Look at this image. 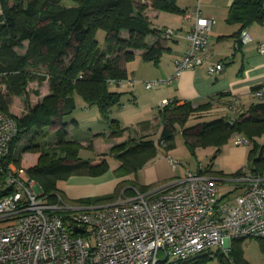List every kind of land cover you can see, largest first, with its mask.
Masks as SVG:
<instances>
[{
	"label": "trees",
	"instance_id": "trees-1",
	"mask_svg": "<svg viewBox=\"0 0 264 264\" xmlns=\"http://www.w3.org/2000/svg\"><path fill=\"white\" fill-rule=\"evenodd\" d=\"M74 1L75 5H67L62 0H0V112L11 113L15 97L26 94L24 111L15 115L18 130L10 151L0 157V197L14 190L7 184L8 165L12 161L21 163L22 155L14 151L18 142L32 129H36V135H46L47 127L56 120L60 125L52 145L47 147L49 141L40 143L32 137L23 147L24 151L39 153L37 162L27 167V173L41 185L45 195L51 200H56L57 193L66 198L57 186L59 178L73 173L97 174L109 168L108 154L99 156L100 162L94 164L92 158L81 156L80 140L69 137L63 117L76 109L75 95L89 105L98 106L102 119L111 128V136H122L128 131L127 137L111 148V153L120 161L115 168L119 176L136 173L160 152L159 145L168 151L179 127L193 152L198 146H215L213 159L233 136L244 134L251 143L247 168L262 173L264 146L257 138L264 133V100L252 102L244 111L240 110L239 103L232 109V100H227L224 104L233 110L229 116L209 113L214 107L213 99L195 104L192 101L179 103V99L173 98L160 107L156 122L146 119L135 126H123L110 115L112 107L120 104L122 97V92L113 90L110 82L127 77L120 60L134 58V48H144L146 59H158L163 53L160 37L165 35V30L153 26L147 15L148 7L169 12L189 9L182 8L179 0ZM227 19L240 24L241 35L253 23H264V0H233ZM99 29L106 32L104 47L97 38ZM123 30L128 31V36L122 34ZM151 33L158 35L156 43L147 41ZM20 48H26L25 52H20ZM32 80L39 83L49 80L50 83V92L35 102L26 93ZM204 115L213 116L191 123ZM88 146L93 147V141ZM204 171L211 172L210 164L204 166ZM218 173L234 178L244 174L242 169ZM137 176L122 179L111 193L81 198L79 204H104L116 201L121 195H133L136 189L148 191L150 186L139 183ZM243 239L232 240L233 263L225 262L220 254L222 264H249L240 246ZM205 259V255H201L190 263L189 258L172 262L163 258L158 264H197Z\"/></svg>",
	"mask_w": 264,
	"mask_h": 264
},
{
	"label": "built area",
	"instance_id": "built-area-1",
	"mask_svg": "<svg viewBox=\"0 0 264 264\" xmlns=\"http://www.w3.org/2000/svg\"><path fill=\"white\" fill-rule=\"evenodd\" d=\"M185 16L193 20L187 49L175 59L170 77L145 81L147 88L209 62L207 50L217 19L203 14L200 5ZM164 30L167 38L176 32ZM242 39H250L247 30ZM259 49L264 52V42ZM224 67L221 61L208 63L211 74ZM253 94L264 95V83ZM238 102L234 98L231 108ZM17 130L15 116L0 112V157L9 153ZM249 142L235 135V143ZM168 158L177 169L181 161ZM15 165L9 163L7 179L14 190L0 197V264H158L162 257L188 259L216 245L228 248L235 238H264V175L259 171L248 169L240 176L247 186L233 201L224 199L218 181L201 164L195 170L186 167L182 176L161 188L136 189L104 206L82 208L60 193L51 200L26 169Z\"/></svg>",
	"mask_w": 264,
	"mask_h": 264
},
{
	"label": "crops",
	"instance_id": "crops-1",
	"mask_svg": "<svg viewBox=\"0 0 264 264\" xmlns=\"http://www.w3.org/2000/svg\"><path fill=\"white\" fill-rule=\"evenodd\" d=\"M232 1L233 0L178 1L179 5L182 8H186L189 10H192L197 5H200L203 14L207 16H213L217 19V23L213 26L212 29L211 44L207 50V53L209 62L221 61L225 64V67L219 73L211 74L208 69L209 62L205 61L195 67H188L184 69L179 74V76L171 82H162L159 85L151 87L155 89L153 91H150L149 93V107L151 109H155V112L152 118L146 119H150L156 122L158 120L157 116L159 109L160 107H162V102L164 100H171L173 98L179 99V103H183L184 101H192L195 104L213 99L214 107L209 110V113H218V115L226 113L229 116L232 115L233 110H231L224 104V102L227 100H232L233 102L234 98H238L239 108L243 111L247 110L252 102L258 101V98H260L259 100H264V95L259 97L253 94L254 90L264 83V52L260 51L259 49L260 44L264 42V23L255 22L251 26L246 28L250 39L248 41H244L242 39V34H239L240 24L229 22L227 19ZM185 12H169L162 11L154 7H148L147 15L153 26L157 27L158 29H165L167 27L172 28L176 31L175 35L171 38H167L163 34L160 37V42L162 43L164 48L163 53L160 55V57H158V59H146L143 57V53L145 50L144 48H134V58L140 59L141 66L144 64H149L150 68H153L154 71L152 73L150 72L149 74L141 73V75L133 68L132 74L128 69V61H125V59L123 58L120 60V64L121 66L126 68L127 77L121 79L118 82L123 85L125 83H127L128 85H134V83L136 84V82L140 79L136 78V76L139 74V76L141 77V82H143L145 85V81L153 79H167L174 73L175 59L183 54L188 47L189 41L186 35L193 22L192 19L185 16ZM164 18L174 19V21L169 22L167 20H164ZM122 34L124 36H128V31L123 30ZM157 37V34L151 33L148 35L147 41L150 43H156ZM105 45L106 43H102L103 47ZM137 87L138 85L134 87L136 91L138 90ZM49 92L50 87L48 85L41 93V97L42 95H46ZM134 94L135 97L138 96L137 92H134ZM222 94L224 95L221 96ZM80 97L79 95H75L76 103L78 100H81V105L78 103L77 107L80 106V108H82L83 105H85V108H89V106L91 105H89L83 98L79 99ZM136 106H139V104ZM98 110L95 109V111L93 110L92 112V115L95 118V122L100 120L101 125L108 124L106 120L102 119L100 109ZM116 115L117 116L112 117L119 119L123 126H135L139 122L143 121L134 120L130 124V122H127V120L123 119L120 114L119 116L118 114ZM63 120L67 123L66 127L69 132L70 138L80 140V142L83 144V147L88 146L89 142L93 141V150L95 152V156L90 158L93 159V162H95L94 164L100 162L99 156L103 155L104 152H108V150L111 149L112 146H114L118 141L125 139L128 135V131H125L122 136H111L110 126L107 128L105 125L93 126L90 128L91 130L89 131V134H86L87 132H84V134L86 135H79L74 131L75 126H79L80 123L77 118H73V120H70V116L69 114H67L63 117ZM59 125L60 123L58 120H56L54 124L49 125L47 128L50 132L49 135H54ZM51 126H53L54 128L53 130L51 129ZM159 129L160 127L158 126L156 128L157 134L159 132ZM99 133H101V135H97ZM175 135L185 136L182 127L178 128ZM261 135L262 136L257 139L264 146V133ZM232 138L233 144L228 146L227 148L225 147L227 144L222 147L221 152H219L218 155L213 160H211V172H207L209 176L218 181L224 199H229L231 201H233L236 195L241 193L247 185L244 181L241 180L240 177L234 178L227 176L226 174L221 175L218 173V171H223L224 173H233L238 169H242L243 172H246V170H248L246 165L248 160V152L251 145L250 142L246 144H237L235 143V136H233ZM157 155L139 169V173L137 176L141 184L150 186L148 191L161 188L184 174H181L177 171L178 167L177 169H173L171 173L163 172L155 163ZM161 155L163 159H167L169 161L168 155H171V153L168 150L164 153H161ZM38 157L39 155L32 157V159L35 160L33 164L37 162ZM28 165L30 166V164ZM189 167L192 168V166L190 165ZM115 168H113V172L107 175V178H102V180L98 182L99 185L103 188L99 189L98 192L93 193L92 196H100L111 193L116 189L117 184L122 179L133 177V174L119 176L116 174ZM261 170L262 174L264 175V167H262ZM107 172H110V169ZM83 184L85 183L80 182L78 183L77 187H84ZM105 184H109L110 187L105 188ZM69 190H71L72 192V189ZM71 192L68 191V193L71 194L70 196L74 195ZM88 197L90 196L88 195ZM119 198L121 197L119 196ZM108 203L110 202L90 206L80 204L79 207L89 208L95 206H104Z\"/></svg>",
	"mask_w": 264,
	"mask_h": 264
},
{
	"label": "rangeland",
	"instance_id": "rangeland-1",
	"mask_svg": "<svg viewBox=\"0 0 264 264\" xmlns=\"http://www.w3.org/2000/svg\"><path fill=\"white\" fill-rule=\"evenodd\" d=\"M63 3L67 5H75L76 2L74 0H62ZM164 20L167 21H174V19H168L164 18ZM97 38L100 40V43H105V38H106V32L104 29H99L97 31ZM27 44V42H25ZM26 48H20V52H25ZM140 59L138 58H132L127 62L129 72L133 74V68L136 72L142 73V74H149L150 72L152 73L154 69L150 68L149 64H144L141 66ZM147 63V62H145ZM137 73V74H138ZM141 74V75H142ZM136 78H140L139 81L136 82L138 85L137 91L134 89L137 85L134 83V85H128L125 83L124 85L121 84L120 82L116 81H111L110 86L113 90H118L122 92V97H121V103L115 105L112 107L110 115L111 116H117L116 114L121 115L123 119L127 120V122H130V124L134 120H144L146 118H152L153 114L155 112V109H151L149 107L150 103V98L149 93L150 91H153L155 88L148 89L145 87L144 83L141 82V77L139 74L136 76ZM50 87L49 80H45L43 82H38L37 80H32L29 82L27 91L26 93L28 94V97L32 101H36L41 98V93L45 89L46 86ZM136 85V86H135ZM134 92H137V97H135ZM26 94L24 93L22 96H16L13 102L12 106V114L15 115H20L24 111L25 108V103H24V97ZM44 95H42L43 97ZM80 97V96H79ZM147 97V99H146ZM79 99H82L80 97ZM258 98L257 100H259ZM81 105V100L77 101ZM84 103V102H83ZM139 106H136L138 105ZM126 107V108H125ZM154 108V107H153ZM99 109L97 105H91L89 108H85V105H83L82 108L78 106L76 110H74L70 116V120H73V118H77V120L80 121L79 126H75L74 131L78 133L79 135H86L89 134V131L91 130L90 128L93 126H103L105 125L107 128L109 127L108 124H100V120L95 122V118L92 115L93 110ZM151 110V111H150ZM99 111V110H98ZM213 115H204L203 117L200 118H194L191 120L192 122H196L198 120L202 119H210L212 118ZM16 118V117H15ZM99 123V124H98ZM107 123V122H103ZM52 130L54 129L53 126H51ZM48 128V127H47ZM84 132L86 134H84ZM36 129H32L31 132H29L26 136H24L23 139H21L16 148H15V153L16 155H22L23 158L21 159V163H16V167H23L24 169L27 170V167L29 166L28 164H33L35 160L32 159V157L39 155L38 152H33V151H24L23 147L29 143V140L33 137L36 142L44 143L48 142L47 147L52 145L53 143V136L54 135H49L50 132L47 129L46 130V135H36ZM262 136V135H260ZM258 136V138H260ZM119 137V136H116ZM157 138L158 136L155 135ZM123 139V138H122ZM124 140V139H123ZM227 145L225 146L226 148L230 145L233 144V138L229 140V142L226 143ZM235 144V143H234ZM163 145V144H162ZM225 148V149H226ZM215 146H208V147H197L196 152H193L190 147L188 146L186 142V137L184 135H175L173 138V146L170 147L169 152L171 155L175 158L180 160L181 162L179 163L178 166V172L183 174L185 172L186 166L188 167L189 165L192 166V169H197L201 164L203 165H208L211 163V160H213V154L215 151ZM159 150L160 152L158 153L155 163L160 167V169L163 172L166 173H171L173 171V168L169 161L167 159H163L161 153L165 152V149L159 145ZM111 149L108 150V152H104V154L109 153L107 155L108 162L110 164L109 168L101 173L97 174H86V173H73L69 176L66 177H61L57 180V186L62 190L63 194L65 195L66 202L69 204L79 206V199L88 197H93L92 194L95 192H98L99 189H102L99 185V181L105 178H107L109 173L113 172V168L117 167L120 164V161L118 160L119 158L116 157L114 154L111 153ZM38 153V154H37ZM80 154L84 158H90L95 156V152L93 150V147L89 146H84ZM26 161V162H25ZM24 162V164H23ZM95 163V162H93ZM28 165V166H27ZM110 169V172H107ZM140 169V168H139ZM139 169L137 170V174L139 173ZM135 172L133 173V176L136 177ZM84 182L83 184L84 187H77L78 183ZM141 183L140 181H138ZM136 182V184L139 186V183ZM105 188L110 187L109 184L104 185ZM72 189V192L71 190ZM71 192V194L68 193ZM235 192V190H234ZM69 194V195H68ZM91 194V195H90ZM127 196V195H126ZM114 202V201H113ZM233 241L230 243V247L226 248L225 246H214L211 250L204 252V253H197L191 256L190 263L194 261L195 258H199L201 255H205L206 259L199 261L197 264H222V261L224 260L225 262L227 260L233 261V256L230 254V248L231 244ZM244 257L248 261L249 264H264V238L263 237H256V236H251V237H245L240 244ZM223 260L221 259V256ZM163 259V257H162ZM176 257H170L167 262H172L176 260ZM233 263V262H232Z\"/></svg>",
	"mask_w": 264,
	"mask_h": 264
},
{
	"label": "water",
	"instance_id": "water-1",
	"mask_svg": "<svg viewBox=\"0 0 264 264\" xmlns=\"http://www.w3.org/2000/svg\"><path fill=\"white\" fill-rule=\"evenodd\" d=\"M38 185L40 186L39 183H38ZM95 207H101V206H95ZM75 230H76V231H79V232H83V231H84V229L81 228V227H75Z\"/></svg>",
	"mask_w": 264,
	"mask_h": 264
}]
</instances>
